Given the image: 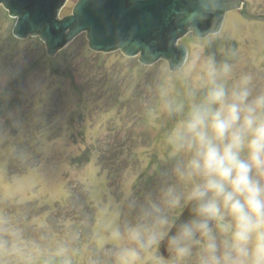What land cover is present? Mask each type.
Instances as JSON below:
<instances>
[{"label": "rangeland", "instance_id": "374dc122", "mask_svg": "<svg viewBox=\"0 0 264 264\" xmlns=\"http://www.w3.org/2000/svg\"><path fill=\"white\" fill-rule=\"evenodd\" d=\"M245 1L264 17V0ZM15 23L0 5V264H115L119 247H138L129 231L154 228L161 189L176 183L167 135L177 117L165 105H187L198 86L184 69L212 57L232 66L229 85L247 74L253 96L264 93V21L237 10L217 34L186 36L177 72L165 61L94 53L86 34L51 57L39 36L14 38ZM138 251L140 264H153ZM150 252L160 264H198L195 247L183 262Z\"/></svg>", "mask_w": 264, "mask_h": 264}, {"label": "clouds", "instance_id": "9594fccd", "mask_svg": "<svg viewBox=\"0 0 264 264\" xmlns=\"http://www.w3.org/2000/svg\"><path fill=\"white\" fill-rule=\"evenodd\" d=\"M193 73L198 86L188 89L187 105H165L177 117L167 135L176 183L161 189L165 210L153 206L146 235L128 232L138 247H119L115 264H140L138 248L160 264L150 250L161 246L174 261L195 247L198 264H264V93L253 96L247 74L229 85L232 66L212 57L193 60L183 74ZM111 239L122 236L114 231Z\"/></svg>", "mask_w": 264, "mask_h": 264}, {"label": "water", "instance_id": "95a60500", "mask_svg": "<svg viewBox=\"0 0 264 264\" xmlns=\"http://www.w3.org/2000/svg\"><path fill=\"white\" fill-rule=\"evenodd\" d=\"M68 1L0 0V5L16 20L13 35L39 36L51 57L86 34L94 53L121 51L145 66L165 61L172 72L183 70L188 60L189 47L180 42L186 36L217 34L237 10L245 19L264 21L249 13L245 0H79L60 18ZM159 249L163 257H172Z\"/></svg>", "mask_w": 264, "mask_h": 264}, {"label": "trees", "instance_id": "16d2710c", "mask_svg": "<svg viewBox=\"0 0 264 264\" xmlns=\"http://www.w3.org/2000/svg\"><path fill=\"white\" fill-rule=\"evenodd\" d=\"M13 37L15 38V36L13 35Z\"/></svg>", "mask_w": 264, "mask_h": 264}]
</instances>
